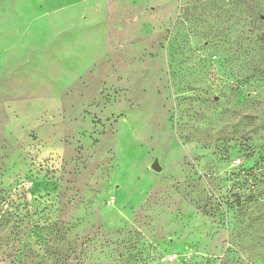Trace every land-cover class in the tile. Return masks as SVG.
Wrapping results in <instances>:
<instances>
[{
    "label": "rangeland",
    "instance_id": "1",
    "mask_svg": "<svg viewBox=\"0 0 264 264\" xmlns=\"http://www.w3.org/2000/svg\"><path fill=\"white\" fill-rule=\"evenodd\" d=\"M263 122L264 0H0V264H264Z\"/></svg>",
    "mask_w": 264,
    "mask_h": 264
},
{
    "label": "trees",
    "instance_id": "2",
    "mask_svg": "<svg viewBox=\"0 0 264 264\" xmlns=\"http://www.w3.org/2000/svg\"><path fill=\"white\" fill-rule=\"evenodd\" d=\"M264 130V122L259 127ZM253 134V133H252ZM243 152L255 157L252 166L242 170V183H240L241 216H244L250 208L255 211L253 219L259 231L264 229V138L263 139H245L241 143ZM264 235V234H263Z\"/></svg>",
    "mask_w": 264,
    "mask_h": 264
},
{
    "label": "water",
    "instance_id": "3",
    "mask_svg": "<svg viewBox=\"0 0 264 264\" xmlns=\"http://www.w3.org/2000/svg\"><path fill=\"white\" fill-rule=\"evenodd\" d=\"M151 167L156 171H159L161 169V166L159 165L157 160L152 163Z\"/></svg>",
    "mask_w": 264,
    "mask_h": 264
}]
</instances>
